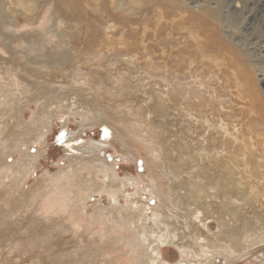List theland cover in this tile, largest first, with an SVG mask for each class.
Instances as JSON below:
<instances>
[{"label":"bare ground","instance_id":"1","mask_svg":"<svg viewBox=\"0 0 264 264\" xmlns=\"http://www.w3.org/2000/svg\"><path fill=\"white\" fill-rule=\"evenodd\" d=\"M124 1L117 9L156 21L159 0ZM60 8L67 19L56 17ZM81 14L66 0H0V36L8 32L0 42V190L10 191L17 210L0 220L18 225L30 213L49 232L85 237V254L76 257L83 256L84 264H219L222 254L239 256L264 243V103L255 108L258 131L255 121L246 129L243 108L228 99L220 72H199L190 49L173 45L177 50L163 49L164 63L145 60L148 39L140 38L146 54L138 40L123 36L114 47V24L82 32L74 21ZM64 111L77 112L86 123L65 133L68 141L97 121L133 138L149 131L154 141L148 139V148L160 167L150 170L153 177L122 176L102 156L110 143L91 139L66 148L76 157L65 156L68 162L46 184L19 194L46 158L55 119ZM10 155L16 159L8 161ZM96 194L100 198L91 202ZM3 208L1 216L12 210ZM214 218L221 227L210 232ZM168 246L186 258L175 260Z\"/></svg>","mask_w":264,"mask_h":264},{"label":"rangeland","instance_id":"2","mask_svg":"<svg viewBox=\"0 0 264 264\" xmlns=\"http://www.w3.org/2000/svg\"><path fill=\"white\" fill-rule=\"evenodd\" d=\"M119 2L124 4L125 1L108 0V3L103 5L102 0H66L72 9H77L82 13V20L78 18L74 20L82 28L88 27V30H91L92 27L93 29H104L108 24H114V31L117 32L115 37L118 38L114 39L117 41L114 42V47L119 44L118 40L121 36L128 42L138 40V44H140V38L148 39L146 44L150 43V50L148 56H145V60H157L164 63L167 53L163 52V49L175 48L173 45H177L178 49L183 47L182 51L185 52L190 49L198 57L196 68L199 72H220L221 78L228 86V99L238 103L235 107L243 108L241 114L244 123L248 126L245 125L246 129L255 121L254 124L258 131V122H256L258 117L255 118L258 116V112L256 110L258 111L264 103V85L260 82L261 78L264 77V0H159L155 3L154 8V11L158 12L156 21H144L145 23L140 21L138 17L134 18L132 14L126 13L124 9H117L116 5ZM129 5L125 4L124 8L129 9ZM172 6L176 7L175 10L170 9ZM101 9L104 10L103 13H100ZM67 13V10L60 8L56 17L62 16L67 19L69 17ZM18 23L23 26L25 21L21 18ZM121 26L127 27L126 29L130 27L129 32L121 30ZM106 32L108 31L106 30ZM180 36L182 38L179 44L170 40L165 43V47H151V44H159L160 41L163 42L168 37L175 39ZM7 37L8 32H2L0 42L4 43ZM138 47L141 53L145 51L143 44L138 45ZM156 50L158 52L154 53L153 51ZM126 53L131 56L133 49L128 48ZM131 66L135 65L132 64ZM144 82L143 84H146ZM259 98L262 100V104L258 100ZM23 103L25 102L23 101ZM21 104L18 103L17 105L21 106ZM256 107L259 108L255 109ZM63 113L61 112V116L58 115L55 119L46 158L42 160L41 166L35 168L27 182L19 189V194L31 186L46 184L49 175L58 171L60 165H63L62 163L68 162L64 157L68 155L76 157L77 154L71 150L81 147L91 139L110 143L109 147L102 148V156L107 157L122 176L129 172L135 176L139 175L140 178L145 175L153 177L150 170L153 173L158 170L160 162L154 158L148 148L152 146L148 139L154 141L149 131L145 132L144 137L133 138L121 135L115 126L97 121V123L95 122L96 125H86L79 133L81 135L78 138L68 141L64 138L65 133L78 130L81 128V123H86L82 121V116L77 112H74L77 114L70 111ZM30 117L31 111L26 110V118L29 119ZM64 118L69 119L66 125H64ZM17 135L16 130L13 137L15 138ZM254 140L258 142V135H255ZM153 146L155 147V145ZM69 147L72 149L66 150ZM35 149V147L31 148L32 151ZM13 159H16L13 155L7 158L8 161ZM142 181L144 180L142 179ZM141 184L146 187L145 181ZM136 189L134 186L129 188L130 191ZM9 193L6 190H0V210L2 207L5 209L12 207V210H3L0 219L5 218L7 214L17 213L16 207L13 206L14 200ZM142 196L144 199L151 197L146 193H143ZM99 198L100 195L96 194L91 202ZM103 202L108 204V194L104 195ZM22 218L24 219H21L22 221L18 225L0 220V264H84L83 256L76 257L79 254H85L83 252L85 246L83 238L85 237L78 238L76 235L71 237L70 233H58L60 230L49 232L40 220L33 221L34 217L30 213L25 214ZM34 222L38 224H33ZM211 222L210 232L221 227L219 219L214 218ZM167 249L168 252L172 250L175 260L186 258L181 256L176 248L168 246ZM223 255H221L223 261L219 264H223V262L225 264H264V243L255 248H248L239 255L240 257L228 258L225 255L226 259H224ZM228 260H232L231 263H227ZM186 263L192 264L187 261Z\"/></svg>","mask_w":264,"mask_h":264}]
</instances>
